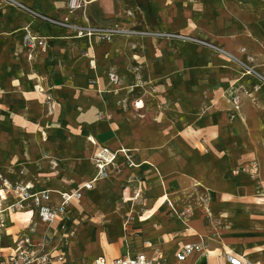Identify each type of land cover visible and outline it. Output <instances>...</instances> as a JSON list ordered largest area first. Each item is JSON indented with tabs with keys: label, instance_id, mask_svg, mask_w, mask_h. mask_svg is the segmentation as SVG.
Returning a JSON list of instances; mask_svg holds the SVG:
<instances>
[{
	"label": "crops",
	"instance_id": "1",
	"mask_svg": "<svg viewBox=\"0 0 264 264\" xmlns=\"http://www.w3.org/2000/svg\"><path fill=\"white\" fill-rule=\"evenodd\" d=\"M91 1L84 12L74 13H69L66 0H28L27 3L51 18L67 17L76 25L112 28L120 22L130 21L127 13L138 21L143 16L141 12L145 10L146 0ZM183 1L185 4L230 3L231 7L233 5L232 14L252 21L248 30L251 37L257 40L253 44L256 50L264 51V7L257 10L253 6L260 0ZM203 10L206 7L201 5ZM18 11L20 13L7 11L5 17L4 13L0 14V18L4 17V25L0 26V51L5 47L4 53L10 55L9 61H5L11 79L9 84L14 89L30 90V96L20 100V106L28 112L29 123H35L40 116V125L48 124L50 133H55L61 143L75 137L83 139L90 152L87 158L89 167L84 181L75 187L68 183L67 178L45 177L35 164L40 160L47 165L52 160L50 156L54 158L56 155L52 152H49L50 156L46 155L40 145L32 155L31 145L21 138L20 142L18 139V147L14 144V150L0 149V174L11 182L28 184L32 192L48 191L51 202L57 204L61 193L72 192L93 180L96 169L91 159L100 148H126L132 152L138 166L125 167L121 172L113 173L109 179L95 182L93 189L85 191L82 199L72 202L71 220L62 228L60 220L51 225L42 224L34 208L5 213L2 216L5 227L0 228V253L12 250L21 233L33 225L46 228V231L35 230L33 238L40 240L48 237L50 247L63 255V261H58L62 264H93L100 257L112 264L117 258L138 254L152 257L157 250L162 253L161 264H229L226 259L228 254L264 264V214L254 212L264 208V189L261 186L264 161L255 158L243 165L248 167L256 162L259 166L257 179L252 178L247 170L241 171L242 166H237L240 161L239 149L243 147L241 143L246 145L242 132L249 130V126L239 123L240 135L232 140V145H224L221 138L223 131L214 123L216 118L212 120L214 126L210 129L205 126L209 124V118L200 115L202 107H208L207 100L203 102L206 84H192L174 78L159 80L152 83L150 98L142 92L141 88L145 87H139L136 80H132L134 71L131 68L111 64L124 41L110 47L103 44L106 40L77 38L74 31L44 24ZM24 26H29L48 43L45 50H35L32 61L28 60L23 46ZM106 53L112 54L111 63L106 61ZM260 57L264 62V54ZM110 70L121 79L117 91H112L108 86L107 73ZM260 71L264 72V66ZM119 72L128 78L127 85ZM249 78H245L244 82ZM251 79L258 83L255 77ZM239 80L232 84L235 89L243 84ZM90 82L94 85H90ZM263 87L251 96L242 98L239 112L245 101L251 104L247 107L249 111L256 112L257 106L264 108V99H260ZM229 88L225 87L226 90ZM32 89L36 92H32ZM1 90L0 109L7 102L5 96L14 95L9 86L1 84ZM222 92L225 97L224 89ZM141 101L144 102L143 108L136 106ZM48 109L51 111L49 115ZM20 129L19 125L16 130ZM256 137V134L248 135L249 146ZM51 143L54 142H48L46 146L52 147ZM208 145L212 151H209ZM62 161L61 165L73 163V160ZM11 163L22 164L27 172L11 171ZM48 172L51 173V170ZM241 179L247 184L246 188H240ZM137 190H141V198L133 201ZM109 194H112L111 199ZM194 194L202 195L205 204L206 214L201 213L200 223L193 219H182L178 213L183 206L179 202L180 196ZM240 195L253 199L238 200L234 208H224L223 199L231 200V196L238 199ZM9 201L12 202L11 198ZM129 202L133 204L132 208ZM101 206L105 214L102 219L96 216ZM122 212L130 216H123ZM78 215L83 220L81 225L78 224ZM134 216L139 220L129 222L127 218ZM239 221L246 229V238L241 242L234 239L229 225L221 233L223 222L234 227ZM128 223L142 227V234L136 238L127 235L123 240L141 239L137 242L138 250L131 251V244H127V247L116 251L112 243L126 231L124 228ZM17 225L20 227L16 228ZM64 227L70 230L68 237L62 230ZM65 240L68 241L66 253L63 247ZM187 244H200L202 252L194 253L180 262L177 254ZM245 250H249L251 256Z\"/></svg>",
	"mask_w": 264,
	"mask_h": 264
},
{
	"label": "rangeland",
	"instance_id": "2",
	"mask_svg": "<svg viewBox=\"0 0 264 264\" xmlns=\"http://www.w3.org/2000/svg\"><path fill=\"white\" fill-rule=\"evenodd\" d=\"M201 5L206 7V10H203L204 12L201 11ZM253 6L257 10H262L261 7H264V3L260 0V2L257 1ZM144 7L145 10L141 12L143 16L138 21L133 19L130 13H127L126 15L130 17V21L127 23L120 22L116 27L104 28H118L120 30L119 33L113 34L114 36L110 40H106L103 43L104 45L108 44L110 47H113L118 41H124L121 49L116 51L113 62L110 60L112 54L109 55V53H106L104 56L106 61L112 62L111 64L115 63L118 67L122 65L125 68H131L134 71L132 80H136L139 87L144 86L145 88H141L142 92L144 95L150 96V98H152V95L149 93L153 92L152 83L155 81L174 78L181 81L184 79V81L192 84H206L203 102L207 100L208 107H202L200 112V115L207 116L210 120H208L209 124L205 126L212 129L214 124L211 122L216 118L214 123L223 131L221 138L224 141V145H232V140L240 135L238 130L239 123H246L249 126V130L246 132L241 131L246 145L241 143L243 147L239 149L238 158H240V161L237 163V166H242L240 170L244 171V169H247V166L243 167V165L247 164L249 160L256 158L264 161V108L257 106L259 108L256 112L254 110L249 111L247 107H249L250 103L245 101L241 112H239L242 98L251 96L253 92H257L261 86H264L259 81L258 83L252 82L251 78L254 77L248 75L246 72L251 68L260 74H264V72L260 71V68L264 66L260 55L264 54V51L260 49L256 50V45L253 43L257 40L251 37L248 30L252 21L248 18L240 17L238 14H232L233 5L231 7L230 3L226 2H210L207 4L191 2L190 4H185L183 0H146ZM185 7L191 9H184ZM7 11L20 13L14 7H0V14L4 13V17ZM186 11L187 13H185ZM4 17L0 18V26L4 25ZM115 36L120 37L117 38ZM4 49L5 47L1 48L0 51V82L7 87H11L14 95L10 97L5 96V101L7 102L0 109V149L11 148L14 150V144L18 147L22 138L26 139L27 144L29 142L31 154L34 155L35 149L40 145L46 155H49L51 152L56 155L54 158L49 155L52 160L47 165L40 160L35 164L37 169L44 172L43 176L61 179L67 178L68 183H71L74 187L78 186L86 178V172L89 167L87 158L89 159L90 152L87 145L85 146V142L79 137L66 141L63 140L62 143L64 145H61L62 143L58 140L57 135L50 133L48 124L44 126L40 125V119H42L40 116L36 118L35 123L28 122V112L23 106H20V100L30 96V90H23L18 87L14 89L10 86L9 70L5 68L10 55L4 53ZM119 74L124 83H126L125 85H127L129 82L128 78L120 72ZM247 77H250L249 80L244 82V79ZM238 80L243 82V84H240L235 89L232 84ZM90 85H94V83L90 82ZM225 87L230 88L226 90ZM222 89L225 91V97L223 96L224 92H222ZM31 91L36 92L35 89ZM261 92L263 93L260 99L263 100L264 87ZM234 99L239 100V108H236ZM139 105L143 108L144 102L141 101ZM50 112L48 109L47 115ZM26 122L28 123L26 124ZM19 125L21 129L17 131L16 129H18ZM250 134H256L257 137L249 146L248 135ZM18 139H20L19 142ZM51 141L54 142L51 143L52 147L51 145L46 146ZM249 147H251V150H249ZM208 149L212 151L209 145ZM7 160H9V157ZM62 160H73V163L61 165L63 163ZM10 165L13 172H27L22 164L11 163ZM49 170H51V173L48 172ZM69 171L70 173L68 174ZM252 178L257 179L254 176ZM262 185L264 189V179H262ZM246 186L247 184L241 179L240 188L243 189ZM108 197L111 199L112 194H109ZM180 199L179 202L183 205L180 208L181 210L178 211L180 217L182 219H193V221L200 223L202 219L201 213L206 212L204 210L203 196L194 194L193 196H180ZM229 199L231 200L223 199L225 209L234 208L238 200H240L239 202H243L252 200L253 198L240 195L238 199L232 196ZM130 205L132 208L133 204L130 203ZM254 212L264 214V208H259ZM103 215L105 214L101 206L96 216L102 219ZM121 215L130 216L126 212H122ZM209 215L211 216V213ZM224 216H227V214ZM176 217L178 218L179 216ZM127 219H129V222L134 219L139 220L135 216L128 217ZM77 220L79 225L83 223L79 215ZM60 221L61 228L63 224H68L69 222L64 218ZM240 224L241 221L237 222V224L235 223L236 226L231 227L230 224H224L223 222L221 233L229 225V228L233 230L234 234L232 235L234 239L237 242H241L242 239L246 238L244 234L246 233V229ZM19 227L20 225H17L16 228ZM32 228L37 231H46V228L40 226L37 228L33 226ZM64 229L62 230L68 237L70 230L66 229V227ZM124 229L126 231L116 237L114 242L112 241L113 248L116 251H120L123 246L127 247V244H131L129 245L131 251L136 252L138 250L137 242L141 239H130L128 242L123 240L126 239L127 235H133L136 238L142 234V227L128 223ZM63 247L64 253H66L68 251L67 240L63 242ZM245 251L251 256L249 250ZM154 252L162 256L159 250ZM82 258L88 257L83 256ZM253 260L256 259L254 258ZM51 262L59 263L56 259L51 260ZM84 262H87L86 259H84ZM59 264H62V262Z\"/></svg>",
	"mask_w": 264,
	"mask_h": 264
},
{
	"label": "built area",
	"instance_id": "3",
	"mask_svg": "<svg viewBox=\"0 0 264 264\" xmlns=\"http://www.w3.org/2000/svg\"><path fill=\"white\" fill-rule=\"evenodd\" d=\"M28 0H0V7L12 6L44 24H51L55 27L69 29L74 31L77 38H96L97 40H110L113 34L119 33L118 28L104 29L94 28L90 25L78 26L72 24L69 19L51 18L42 12L30 7ZM91 0H66V7L69 13L77 11H85ZM23 46L27 53V58L32 61L34 52L38 48L46 49L47 41L34 33L29 26H24ZM247 74L255 77L259 82L264 84V76L254 69H248ZM108 86L112 91H117V87L121 84L119 75L110 70L107 73ZM51 100L50 97L47 98ZM236 108H239V100L234 99ZM137 104L136 106H138ZM96 174L92 181L84 184L82 187L60 194V201L57 204L51 202V196L48 191L32 192L28 184L22 182H11L0 174V228L5 227L2 216L5 213L11 214L27 209H35L38 220L44 225H51L57 220H71L70 206L73 201H79L84 196L85 191H90L94 187V183L109 179L115 172H121L123 168H136L138 165L134 162L132 152L126 148L119 150H111L103 147L91 159ZM252 176L257 177L259 174V166L256 162L251 163L246 169ZM141 190H137L132 200L141 198ZM12 200L10 202L9 200ZM169 205L170 202H168ZM33 225L28 227L18 237L15 247L8 252L0 253V264H49L51 260L56 259L63 261V255L56 249L50 247L48 237L35 240V230ZM202 246L200 244H187L177 254V260L183 262L187 257L194 253H201ZM226 259L229 264H257L248 260L228 254ZM161 258L158 254L147 257L144 254H138L133 257L117 258L112 264H161ZM93 264H108L104 257L97 258Z\"/></svg>",
	"mask_w": 264,
	"mask_h": 264
}]
</instances>
